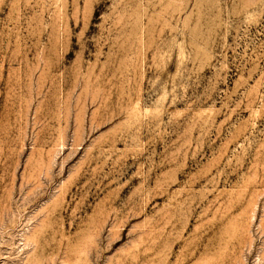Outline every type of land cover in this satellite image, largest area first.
<instances>
[{"label":"rangeland","instance_id":"obj_1","mask_svg":"<svg viewBox=\"0 0 264 264\" xmlns=\"http://www.w3.org/2000/svg\"><path fill=\"white\" fill-rule=\"evenodd\" d=\"M0 264H264V0H0Z\"/></svg>","mask_w":264,"mask_h":264}]
</instances>
